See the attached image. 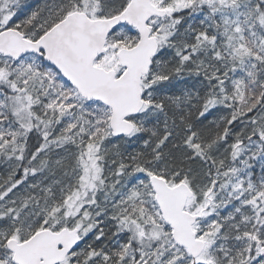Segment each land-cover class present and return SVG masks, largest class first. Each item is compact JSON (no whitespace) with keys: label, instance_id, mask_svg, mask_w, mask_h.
<instances>
[{"label":"snow or ice","instance_id":"obj_1","mask_svg":"<svg viewBox=\"0 0 264 264\" xmlns=\"http://www.w3.org/2000/svg\"><path fill=\"white\" fill-rule=\"evenodd\" d=\"M0 264H264V0H0Z\"/></svg>","mask_w":264,"mask_h":264}]
</instances>
